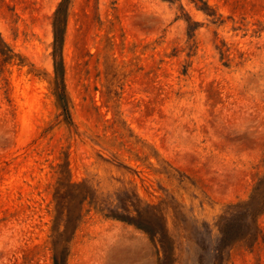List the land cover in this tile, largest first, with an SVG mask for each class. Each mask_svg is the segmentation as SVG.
Listing matches in <instances>:
<instances>
[{"label": "rangeland", "instance_id": "obj_1", "mask_svg": "<svg viewBox=\"0 0 264 264\" xmlns=\"http://www.w3.org/2000/svg\"><path fill=\"white\" fill-rule=\"evenodd\" d=\"M59 1L0 0V264H156L132 195L174 264H264V0H67L65 109Z\"/></svg>", "mask_w": 264, "mask_h": 264}, {"label": "trees", "instance_id": "obj_2", "mask_svg": "<svg viewBox=\"0 0 264 264\" xmlns=\"http://www.w3.org/2000/svg\"><path fill=\"white\" fill-rule=\"evenodd\" d=\"M67 0H60L54 13L52 19V59H53V83H54V91H58L59 93L56 95L57 100H59L61 106L63 108L66 104V99L63 95V86H62V76H63V67L60 58V49L63 42L64 36V21H65V8H66ZM62 12V13H61ZM65 109V108H64ZM132 197L135 200V204H132V210L129 211L124 205H120V202H117L119 207L114 206L113 209H120V213H115L116 211L111 212L113 216L121 221L127 222L133 225L135 228L144 232L150 242L153 244L156 252V264H174V241L167 234L164 224V214L161 212V209L156 207H148L144 206L143 209H139L137 204L138 200L134 195ZM54 200V208L59 210L57 219L60 218L61 212L63 210H68L70 206L73 204H82L85 200H88V203L95 206V198L94 195L88 191L83 190V184H74L69 183L67 178L59 177L56 181V187L54 189L53 194ZM254 197L251 196L249 202H252ZM135 205V206H134ZM264 211V204L256 209V213L254 214L256 217L259 213ZM133 213V216L130 214ZM152 217L154 219V223L151 224L149 222V218ZM68 221V217L65 216V226ZM60 233L63 234L65 229ZM220 232V230H219ZM225 238L221 232L220 242L223 243ZM54 251V248H53ZM63 252V250H62ZM53 264H64L63 260L58 262L56 257H53Z\"/></svg>", "mask_w": 264, "mask_h": 264}]
</instances>
